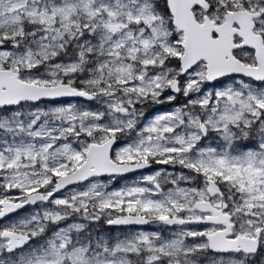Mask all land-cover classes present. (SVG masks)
Here are the masks:
<instances>
[{
    "label": "snow or ice",
    "instance_id": "6c2138e0",
    "mask_svg": "<svg viewBox=\"0 0 264 264\" xmlns=\"http://www.w3.org/2000/svg\"><path fill=\"white\" fill-rule=\"evenodd\" d=\"M0 264H264V0H0Z\"/></svg>",
    "mask_w": 264,
    "mask_h": 264
}]
</instances>
